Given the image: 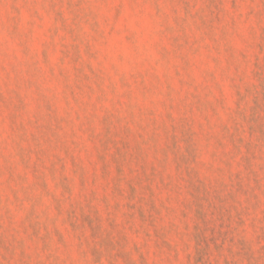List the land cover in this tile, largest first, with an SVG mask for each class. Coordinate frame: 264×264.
<instances>
[{
	"label": "rangeland",
	"instance_id": "1",
	"mask_svg": "<svg viewBox=\"0 0 264 264\" xmlns=\"http://www.w3.org/2000/svg\"><path fill=\"white\" fill-rule=\"evenodd\" d=\"M0 264H264V0H0Z\"/></svg>",
	"mask_w": 264,
	"mask_h": 264
}]
</instances>
